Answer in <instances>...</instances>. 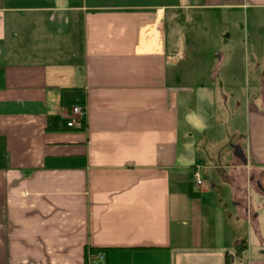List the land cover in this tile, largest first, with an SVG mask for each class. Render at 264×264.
Returning <instances> with one entry per match:
<instances>
[{
    "label": "crops",
    "instance_id": "crops-1",
    "mask_svg": "<svg viewBox=\"0 0 264 264\" xmlns=\"http://www.w3.org/2000/svg\"><path fill=\"white\" fill-rule=\"evenodd\" d=\"M256 8L0 0V264H264V64L242 96L196 81L214 75L202 46L216 17ZM213 100L236 103L234 127L199 167L183 134L194 141L200 117L217 136ZM76 106L83 124L68 128ZM197 168L216 171L207 186Z\"/></svg>",
    "mask_w": 264,
    "mask_h": 264
},
{
    "label": "rangeland",
    "instance_id": "rangeland-1",
    "mask_svg": "<svg viewBox=\"0 0 264 264\" xmlns=\"http://www.w3.org/2000/svg\"><path fill=\"white\" fill-rule=\"evenodd\" d=\"M233 14V12H230V14L224 15L226 17L219 16L220 18L215 16L217 19L214 20L215 23H213L212 29L208 33L207 40L202 46L206 48L208 52L213 53L212 68H214V75L211 76L208 74L201 78L199 77L196 81L197 84L206 83V88L214 92L215 98L218 97L221 92L236 97L242 96L244 89H246V79L244 77L246 69L249 70L250 74L253 72L252 68L254 64H264V8L250 9L236 16ZM76 41L80 44L78 36ZM215 53L224 55L227 62L234 64H231L232 66L229 69H219V59ZM77 61L78 59H76L75 62L77 63ZM207 72L209 73V71ZM250 77L252 78V76ZM202 86L204 85L193 87L192 84L187 87L199 90L203 88ZM216 100H213L210 104L215 118L214 122H216L217 126L216 130L211 131H214L217 136L215 138L211 137L212 132L205 128L204 120L200 117L196 120L199 123V127L195 128L198 137L193 141V135L189 136L188 134H183L181 156L183 159L187 158V160H193L194 155L195 164L199 167L212 166L205 154V149L212 148L216 144L220 145L223 134L226 131H231L234 127L231 118L228 120L227 118L232 117L231 115L236 112V103L230 102L226 104L220 101L217 102ZM188 104L190 105L191 102L187 101L183 105L186 108ZM225 117L227 118L225 119ZM187 122L193 130V113L188 115ZM225 164H227V162L223 161L222 165L219 166H225ZM214 171H207L203 168V171H201L204 177L203 185L207 186V177L210 176L209 173H214ZM95 264L103 263L97 262Z\"/></svg>",
    "mask_w": 264,
    "mask_h": 264
},
{
    "label": "built area",
    "instance_id": "built-area-1",
    "mask_svg": "<svg viewBox=\"0 0 264 264\" xmlns=\"http://www.w3.org/2000/svg\"><path fill=\"white\" fill-rule=\"evenodd\" d=\"M73 118L71 122L68 123V128H77L82 126L84 118H85V111L82 107L76 106L72 109ZM193 183L197 188H201L203 186V175L200 168L194 170L192 174ZM100 259H103V256L100 255Z\"/></svg>",
    "mask_w": 264,
    "mask_h": 264
},
{
    "label": "water",
    "instance_id": "water-1",
    "mask_svg": "<svg viewBox=\"0 0 264 264\" xmlns=\"http://www.w3.org/2000/svg\"><path fill=\"white\" fill-rule=\"evenodd\" d=\"M236 150H237L236 155H237L239 158H241V159L243 160V162L245 163V162H246V159H245V156H244V154H243V151H242L241 149H239V148H236Z\"/></svg>",
    "mask_w": 264,
    "mask_h": 264
},
{
    "label": "trees",
    "instance_id": "trees-1",
    "mask_svg": "<svg viewBox=\"0 0 264 264\" xmlns=\"http://www.w3.org/2000/svg\"><path fill=\"white\" fill-rule=\"evenodd\" d=\"M192 191H193V189H192V186H191L190 189H189V195H190V196H193V194H192L193 192H192ZM238 250H243V249H242V248H241V249L238 248ZM101 252H102V251H97V252H95L94 254H96V253L99 254V253H101ZM227 264H229L228 258H227Z\"/></svg>",
    "mask_w": 264,
    "mask_h": 264
}]
</instances>
